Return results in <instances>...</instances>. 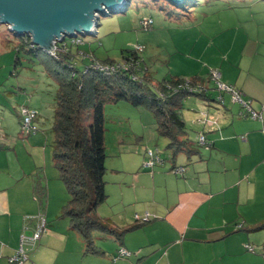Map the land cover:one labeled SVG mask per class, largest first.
I'll return each instance as SVG.
<instances>
[{"label": "crops", "instance_id": "0c3cea01", "mask_svg": "<svg viewBox=\"0 0 264 264\" xmlns=\"http://www.w3.org/2000/svg\"><path fill=\"white\" fill-rule=\"evenodd\" d=\"M199 77L213 87L209 75ZM238 77L234 85L252 100V108L262 119L241 116L239 107L231 102L221 106L201 100L203 104L193 107L188 120L183 116L186 125L194 119L193 114L202 110L212 119L199 122V131L193 137L189 132L188 137L197 145L198 136L203 134L213 145L192 157L179 155L170 172L155 168L149 172L138 167L133 170L137 179L123 184L134 192L130 195L120 188L122 202L136 209L134 205L142 203L143 198L135 191L148 189V202H153L155 208L146 213L157 218L127 233L123 245L112 237L96 234V244L105 251L104 256L85 254L82 237L69 225L61 227L58 217L53 219L43 210L34 195L35 174L28 179L31 171L16 163L18 155L13 156L15 149L0 129V264H11L25 230L31 233L35 229V222H27L26 218L38 214L45 215L48 227L35 246L27 247L33 264H264V230H255L264 222V84L246 80L239 85L243 76ZM19 109L16 117L21 130ZM18 138L32 139L33 147L43 144L38 134L23 136L20 131ZM173 166L184 168L183 174H175ZM25 176L26 182L21 179ZM99 214L119 228L133 225L125 210ZM121 247L131 256L115 260Z\"/></svg>", "mask_w": 264, "mask_h": 264}, {"label": "rangeland", "instance_id": "374dc122", "mask_svg": "<svg viewBox=\"0 0 264 264\" xmlns=\"http://www.w3.org/2000/svg\"><path fill=\"white\" fill-rule=\"evenodd\" d=\"M131 3L125 13L101 17L98 35L83 36L84 43L80 45L79 52H88L104 62L112 60L119 63L122 62L123 54L142 47L143 65L148 67L154 84L175 76L185 79L200 75L206 77L214 70L221 76L225 74L232 81L222 78V82L228 85L237 84L235 79H239L238 76H243L239 85H243L246 80L252 84H264V0H199L192 12H184V16L176 15V12L181 11L167 0H131ZM151 18L154 21L152 28H143L142 21ZM67 42L77 57L78 68L84 70L91 62L90 58L87 55L80 56L77 47L71 44V39H67ZM20 43L21 38L15 36L8 26L0 25V129L8 138L6 141L15 149L13 156L18 155L16 163L31 171L28 179L32 180V174L42 169L40 177L47 190L43 210L56 219L69 200V194L51 158V105L57 85L37 60L25 52L18 53ZM17 56L20 64L16 65ZM245 98L251 100L248 96ZM230 100L231 96L227 95L226 102L230 103ZM199 103L203 104L194 96L185 100L183 116L187 120L195 109L193 107ZM27 105L36 107L40 116L38 135L43 139L41 147L31 146L32 139L18 138L21 130L16 109ZM236 105L241 112L240 105ZM105 113L108 156L105 180L106 192L110 197L100 206L99 212L117 213L125 210L135 224L136 213L143 216L147 210L155 208L146 196H150L151 191L147 189L142 194L137 188L135 193L143 201L134 205L135 209L131 205L127 206L128 203L123 204L120 188L127 190L130 195V191L134 192V189L124 187L123 183L137 179L133 171L135 168L145 169L146 151L159 152L161 160H165L164 164L155 167L160 172H170L171 165H174L173 152L167 148L168 140L159 135L157 120L149 109L120 102L118 105L106 106ZM193 116L194 119L187 124L192 137L199 131V122L207 123L212 119L203 110ZM92 122L91 113L82 115L83 125L89 126ZM203 148L198 146V151H203ZM21 179L24 182L27 180L26 176ZM57 220L61 227L69 225L68 219Z\"/></svg>", "mask_w": 264, "mask_h": 264}, {"label": "trees", "instance_id": "16d2710c", "mask_svg": "<svg viewBox=\"0 0 264 264\" xmlns=\"http://www.w3.org/2000/svg\"><path fill=\"white\" fill-rule=\"evenodd\" d=\"M198 3L199 0H187L180 8L176 7L178 8L176 10L181 11L176 12V15L192 12L191 10ZM143 22L144 20L142 21V26ZM143 28L145 27L143 26ZM65 44L67 50L53 57L43 49L31 48L25 37H22L17 50L18 53L25 52L33 60H37L43 66L47 75L57 85L54 103L51 105L53 108V119L50 126L52 137L51 158L53 167L57 169L59 178L64 183L65 189L69 194V200L63 205L58 218L68 219L70 229L82 237L86 246L85 254L104 256L106 254L105 251L96 244V234L100 233L104 236L112 237L120 245H123L124 237L127 233L140 229L157 218V216L150 213L152 218L149 222L143 223L135 220V224L131 227L119 228L111 219L103 218L99 214L100 206L108 198L106 192L107 182L105 180L108 158L105 140L107 131L106 106L128 102L134 107L149 109L157 120L159 135L168 140L167 148L173 152L172 162L175 164L179 155L186 154L188 157H192L198 153V146H201L198 140L196 145L188 137L189 131L183 118L185 100L194 96L207 103L215 102L221 106H225L227 102L220 104L217 100L218 92L214 87L211 74L209 75V80L213 84L212 88L207 86L205 80L200 77L191 79L174 77L165 79L159 84H154L152 74L149 72L148 67L143 65L144 60L141 57V53L136 49L129 54H123L122 59V62L132 61L133 63H139L136 68H120L114 73L106 74L90 68L89 65L96 62L113 65L117 64V62L98 60L88 52H79L80 45L71 43L77 47L80 56L87 55L91 60L84 70H80L77 57L73 54L67 40ZM15 63L16 65L20 64L19 56H17ZM186 81H189L192 87L200 85L201 88L192 90L185 87L179 88V85L184 84ZM238 89L246 97L245 93L240 88ZM250 101L252 106V100ZM20 109L18 116L21 118L23 136L38 134L40 132L39 125L41 124L39 123L41 122L39 114L35 121L38 126L37 133L26 135L22 130ZM84 113L93 115V122L89 126H85L82 123V115ZM208 143L204 147L213 145L209 140ZM149 151L152 150H148L145 153L146 163L150 158ZM156 154L160 158V153L157 152ZM164 163L165 160H162V164ZM157 165L154 167L145 165V169L152 170ZM178 169L181 168L173 166L176 174H183L184 168H182V172L177 173ZM41 172L42 169L35 173L36 181L33 190L34 195L43 206V200L47 198V190L42 183ZM43 216L45 217V215ZM34 222L36 228V221L34 220ZM47 227L46 220V230L41 234V237L47 231ZM255 230H264V222L256 226ZM122 248L124 247L120 249ZM118 258L122 257L118 256L115 260Z\"/></svg>", "mask_w": 264, "mask_h": 264}, {"label": "water", "instance_id": "95a60500", "mask_svg": "<svg viewBox=\"0 0 264 264\" xmlns=\"http://www.w3.org/2000/svg\"><path fill=\"white\" fill-rule=\"evenodd\" d=\"M167 1L180 8L187 0ZM130 6L131 0H0V25L52 50L56 38L92 35L101 17L125 13Z\"/></svg>", "mask_w": 264, "mask_h": 264}, {"label": "built area", "instance_id": "2783aa9c", "mask_svg": "<svg viewBox=\"0 0 264 264\" xmlns=\"http://www.w3.org/2000/svg\"><path fill=\"white\" fill-rule=\"evenodd\" d=\"M105 13H110L109 10H105ZM98 17H101L99 13H97ZM153 24L152 19L144 20L143 26L145 28H150ZM98 30V29H97ZM96 29H93V33L91 36H97L98 31ZM26 39V42H28L29 46L31 48H38V49H43L45 50L48 54H50L53 57H56L60 52H64L67 50L65 41L67 39H71L72 43L75 45H82L84 43L83 36L77 35L76 37L68 38L65 37V39L62 41V38L60 40L56 38V40H53L54 42L53 46L54 48L52 50H46L44 48H41L39 45L33 43V39L30 36H24ZM137 50L141 53L143 51L142 47H138ZM139 65V63H133L132 61H125V62H119L117 64L113 65H108V64H103L100 62L96 63H91L89 65L90 68L94 70H98L100 72L110 74L114 73L120 68H125V69H130V68H136ZM211 78L214 84V87L216 88L218 95H217V100L219 101L220 104H224L226 102V96L230 95L231 96V101L233 104H238L241 107V116H246L249 117L253 120H261L262 117L252 108L251 106V101L246 99L243 93L233 85H228L222 82L221 80V74L214 70L211 72ZM190 88L192 89H198L201 88L200 85H197L196 87H192L190 85L189 81H186L184 84H180L179 88ZM20 114L22 117V130L26 135L30 134H35L38 131V126L36 125V118H37V111L34 109H31L29 107H22L20 109ZM198 142L201 146H205L208 143V140L204 135H200L198 137ZM149 159L146 163L147 167H154L155 165L161 163L162 160L159 158V156L154 153L153 151H149ZM183 169H178L176 172H182ZM152 218V215L147 212L145 215L140 216L139 214L135 215V220L137 222H149ZM36 221V228L33 232L29 233V230H25L24 234L21 237V245L20 248L17 250L14 256L10 258V263L11 264H32L29 261V256H28V246H33L40 238L41 234L46 230V219L42 214H38L36 216H28L26 218V221ZM250 251L253 249L251 247H248ZM119 256L122 258L130 257L131 252L128 251L126 248H122L119 251Z\"/></svg>", "mask_w": 264, "mask_h": 264}]
</instances>
